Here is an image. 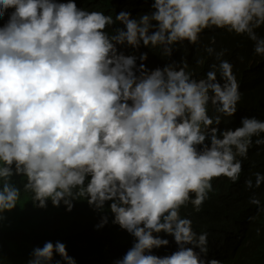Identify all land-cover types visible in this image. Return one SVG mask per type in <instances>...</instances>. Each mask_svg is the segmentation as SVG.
Returning <instances> with one entry per match:
<instances>
[{"label":"clouds","instance_id":"clouds-1","mask_svg":"<svg viewBox=\"0 0 264 264\" xmlns=\"http://www.w3.org/2000/svg\"><path fill=\"white\" fill-rule=\"evenodd\" d=\"M77 203L82 264L250 263L264 0H0V233ZM79 262L46 240L24 264Z\"/></svg>","mask_w":264,"mask_h":264},{"label":"trees","instance_id":"trees-1","mask_svg":"<svg viewBox=\"0 0 264 264\" xmlns=\"http://www.w3.org/2000/svg\"><path fill=\"white\" fill-rule=\"evenodd\" d=\"M91 212V213H90ZM94 212L86 203H77L72 212L63 207L56 209L49 204L47 210L33 209L28 205L25 210L17 209L9 214L10 226L6 224L0 233V252L3 264H24L35 245L44 241L60 240L67 244L68 252L80 260L90 259L100 254L97 249L99 235L87 236L85 223ZM113 226L111 223L107 227ZM260 228V234H257ZM95 249L89 251V249ZM249 264H264V216L252 222L250 226ZM59 259V257H57Z\"/></svg>","mask_w":264,"mask_h":264}]
</instances>
